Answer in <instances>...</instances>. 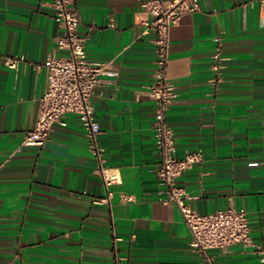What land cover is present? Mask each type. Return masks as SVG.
I'll use <instances>...</instances> for the list:
<instances>
[{
  "label": "crops",
  "instance_id": "crops-1",
  "mask_svg": "<svg viewBox=\"0 0 264 264\" xmlns=\"http://www.w3.org/2000/svg\"><path fill=\"white\" fill-rule=\"evenodd\" d=\"M48 1L0 0V264H114L113 232L127 264H201L179 207L158 200L154 33L137 0H74L87 58L114 72L92 97L105 164L119 177L109 202L96 201L108 190L73 114L43 145H21L45 88L43 62L59 53L62 28ZM8 57L22 59L9 67ZM167 75L175 154L203 153L177 180L192 208L234 206L248 216L252 243L211 255L217 264H264V0H198L170 28Z\"/></svg>",
  "mask_w": 264,
  "mask_h": 264
},
{
  "label": "built area",
  "instance_id": "built-area-1",
  "mask_svg": "<svg viewBox=\"0 0 264 264\" xmlns=\"http://www.w3.org/2000/svg\"><path fill=\"white\" fill-rule=\"evenodd\" d=\"M148 15L144 22L145 31L154 33L155 68L150 92L155 100L153 132L158 161L154 173L160 185L158 200L166 205H177L189 228L188 244L200 256L201 264H217L210 250L225 249L234 244L249 245L250 226L244 209L228 206L208 213H199L190 204L194 196L178 183V178L203 160L200 149L175 154L173 130L167 122V111L175 95V87L167 75L169 54V32L182 15L198 9V0H137ZM53 19L61 26L62 33L55 38L56 55L44 62L45 88L38 99L33 128L26 131L21 145L41 146L49 138L56 125L66 126L67 115L73 114L84 130L87 148L96 160L94 172L107 188V196L97 202H109L112 191L109 186L118 181L115 173L108 172L104 148L100 144L101 126L94 113L92 97L101 76L114 74L107 62L90 61L85 50V37L78 31L80 16L74 0H49ZM221 38L211 55L212 68H220ZM22 58L8 57L5 64L15 67ZM114 264H127L126 258L118 253L117 242L121 239L112 234ZM258 252L263 250L258 247Z\"/></svg>",
  "mask_w": 264,
  "mask_h": 264
}]
</instances>
